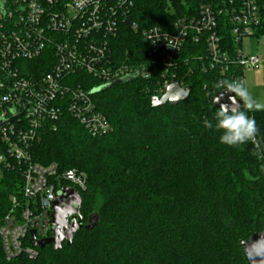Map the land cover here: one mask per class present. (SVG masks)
Returning a JSON list of instances; mask_svg holds the SVG:
<instances>
[{"label": "trees", "instance_id": "16d2710c", "mask_svg": "<svg viewBox=\"0 0 264 264\" xmlns=\"http://www.w3.org/2000/svg\"><path fill=\"white\" fill-rule=\"evenodd\" d=\"M227 1L135 0L130 20L139 31L120 32L116 55L148 64L143 29L171 31L178 18H197L203 4L221 7ZM259 3L255 36L264 35V0ZM218 20L223 50L235 58L228 16ZM208 55L205 41L188 38L177 80L185 78L191 95L177 105L152 107L151 81L136 77L94 94L111 123L107 133L93 136L67 110L56 128L39 130L30 149L33 162L87 175L80 193L84 227L72 244L65 241L58 250L47 245L34 259L23 254L7 260L0 239V264H250L242 242L264 228V110L243 109L256 121L259 150L252 142L220 143L221 131L205 127V121L215 124L219 110L213 101L223 89L215 85L244 72L238 66L225 74L204 70ZM23 183L20 168L0 167V226Z\"/></svg>", "mask_w": 264, "mask_h": 264}, {"label": "built area", "instance_id": "2783aa9c", "mask_svg": "<svg viewBox=\"0 0 264 264\" xmlns=\"http://www.w3.org/2000/svg\"><path fill=\"white\" fill-rule=\"evenodd\" d=\"M134 8L135 0H0V167L20 168L24 182L0 226L9 261L23 254L38 257L32 231L37 240L54 235L53 202L60 189H87L84 172L33 162L30 149L42 127L56 128L67 110L93 136L107 133L111 123L97 109L94 90L136 77L151 81L148 90L159 98L172 81L191 91L185 78L177 80L188 38L207 45L209 60L202 69L225 74L229 66L241 68L244 74L232 76V82L245 84L246 70H264V54H245L242 47L261 24L259 0L203 4L197 18L180 17L171 31L143 29L150 60L138 66L121 61L114 48L121 31H139L130 20ZM221 14L229 19L235 58L223 50Z\"/></svg>", "mask_w": 264, "mask_h": 264}, {"label": "water", "instance_id": "95a60500", "mask_svg": "<svg viewBox=\"0 0 264 264\" xmlns=\"http://www.w3.org/2000/svg\"><path fill=\"white\" fill-rule=\"evenodd\" d=\"M103 89H96L94 93H98ZM222 93L223 90L214 97V108L219 109V104L216 103L218 98L222 99L221 102H227V96H222ZM190 95L191 91L189 89L180 86L178 81H172L167 92L161 98L152 96V107H161L166 104L177 105L186 101ZM82 202L80 192L73 187L66 186L60 189L53 202L52 224L54 235L43 240H37L35 232L32 231L33 244L39 249H43L47 245H53L56 250L62 248L65 241L68 245L72 244L77 232L84 227V217L81 214ZM242 247L250 264H264V228L260 232L252 234L249 239L244 240Z\"/></svg>", "mask_w": 264, "mask_h": 264}, {"label": "clouds", "instance_id": "9594fccd", "mask_svg": "<svg viewBox=\"0 0 264 264\" xmlns=\"http://www.w3.org/2000/svg\"><path fill=\"white\" fill-rule=\"evenodd\" d=\"M223 89L222 96H227V102L218 98L219 110L215 113V124L205 121V127L221 131L220 143L228 146H238L252 142L257 150L260 144L256 139L258 128L254 118L247 115V111L264 110V102L255 99L243 82L227 80L219 81L215 85ZM239 98V99H237ZM242 102V104H241Z\"/></svg>", "mask_w": 264, "mask_h": 264}, {"label": "rangeland", "instance_id": "374dc122", "mask_svg": "<svg viewBox=\"0 0 264 264\" xmlns=\"http://www.w3.org/2000/svg\"><path fill=\"white\" fill-rule=\"evenodd\" d=\"M242 47L245 54H253L258 51L264 54V35L245 37ZM140 64L134 65L138 66ZM244 77L246 82L245 86L249 89L252 96L260 102H264V72L262 70H246ZM96 218L97 214L94 213L91 220Z\"/></svg>", "mask_w": 264, "mask_h": 264}, {"label": "crops", "instance_id": "0c3cea01", "mask_svg": "<svg viewBox=\"0 0 264 264\" xmlns=\"http://www.w3.org/2000/svg\"><path fill=\"white\" fill-rule=\"evenodd\" d=\"M259 52V51H258ZM259 53H261V52H259ZM263 72H264V70H262ZM245 85H246V82H245Z\"/></svg>", "mask_w": 264, "mask_h": 264}]
</instances>
